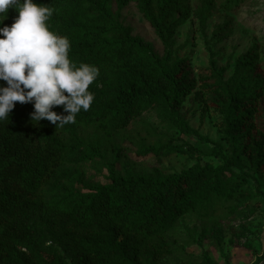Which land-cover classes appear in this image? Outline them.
<instances>
[{"label":"trees","instance_id":"trees-1","mask_svg":"<svg viewBox=\"0 0 264 264\" xmlns=\"http://www.w3.org/2000/svg\"><path fill=\"white\" fill-rule=\"evenodd\" d=\"M192 1L35 0L54 9L47 23L69 38L70 59L97 67L99 76L89 86L94 101L75 124L56 128L46 119L37 124L30 118L33 105L19 102L9 119L0 121V264H159L175 253L168 235L184 216L210 222L239 207L253 213L264 203L261 45L254 41L239 55L231 75L210 46L229 36L234 16L249 0ZM113 4L118 10L135 4L162 56L116 18ZM215 12L225 21L208 40L205 31ZM16 15L10 9L3 23L11 25ZM188 22L204 36L209 54L208 65L198 71L192 52L182 55L176 47V34ZM188 97L218 115L225 150L185 121L181 110ZM53 110L63 113L62 106ZM149 110L176 129L182 143L140 140L135 156L198 158L193 142L208 148L220 164L197 162L172 174L109 165L106 183L77 171L59 195L49 196L66 164L97 165L102 159L99 148L84 142L76 128L113 139ZM202 256L201 264H216L207 253Z\"/></svg>","mask_w":264,"mask_h":264},{"label":"rangeland","instance_id":"rangeland-1","mask_svg":"<svg viewBox=\"0 0 264 264\" xmlns=\"http://www.w3.org/2000/svg\"><path fill=\"white\" fill-rule=\"evenodd\" d=\"M196 1L192 2L195 4ZM112 9L116 18L132 29L134 36L149 43L158 55H163V48L153 29L143 21L135 4H128L122 10H118L116 4H113ZM224 21L222 12L214 13L205 31L208 40ZM196 29L197 26L190 22L179 28L176 47L181 48L182 55L192 52V66L198 71L208 65L209 54L205 48L204 36ZM192 35L195 36L194 39ZM254 41L261 45L260 59L264 70V0H249L234 16L229 36L222 41H211L210 46L218 64L227 66L228 75H231L235 59L245 53ZM94 90V87H89L93 94ZM82 112L84 111L81 110L80 113ZM181 112L193 130L217 142L225 150L217 127L219 117L215 112L205 110L202 103L192 97L185 100ZM75 132L84 142L98 147L102 159L97 165L76 162L66 164L51 185L50 197L59 195L61 186L73 179L77 171H84L86 178L94 182L106 183L109 165H114L118 170L148 173L160 169L165 174H172L197 162L214 166L220 164L217 159L209 156L208 148L193 142L198 158L190 159L178 154L163 158L135 156L136 144L140 140L165 143L168 139H173L174 144L182 143L178 139L179 132L163 122L156 110L145 112L125 132L113 139H107L83 127L76 128ZM258 200L260 199L255 201ZM168 240L175 253L159 264H201L204 253L216 264H264V258L261 262L257 261L264 256V203L253 213L239 207L235 214L210 222L184 216L168 235Z\"/></svg>","mask_w":264,"mask_h":264},{"label":"clouds","instance_id":"clouds-1","mask_svg":"<svg viewBox=\"0 0 264 264\" xmlns=\"http://www.w3.org/2000/svg\"><path fill=\"white\" fill-rule=\"evenodd\" d=\"M10 9L18 15L11 25L3 22ZM54 9L35 0H0V121L9 119L17 102L31 103L32 121L47 120L55 127L75 124L77 115L94 101L89 86L99 69L79 66L70 59L67 36L50 30ZM62 106L63 113L53 109Z\"/></svg>","mask_w":264,"mask_h":264}]
</instances>
